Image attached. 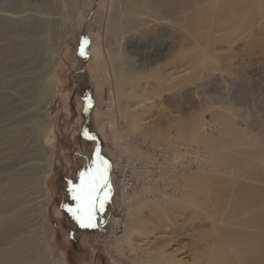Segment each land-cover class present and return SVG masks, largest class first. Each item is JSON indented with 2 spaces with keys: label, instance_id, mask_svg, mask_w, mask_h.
<instances>
[{
  "label": "rangeland",
  "instance_id": "rangeland-1",
  "mask_svg": "<svg viewBox=\"0 0 264 264\" xmlns=\"http://www.w3.org/2000/svg\"><path fill=\"white\" fill-rule=\"evenodd\" d=\"M104 1L0 3L58 20L49 26L44 18L28 19L29 27L38 23L41 27L32 44V62L21 75L15 71L19 62L7 53L9 43L0 41V167L20 158L31 140L20 139L32 130L30 138L36 141L31 143H36L35 153L43 165L36 172L53 168L45 179L52 197L38 204L51 230L42 238L32 228H22L27 211L21 213V202L9 191L13 183L8 182L9 172L0 170V264H14V256L28 252L23 264H222L204 254L206 244L229 243L225 230L258 232L251 225H236L243 223L240 216L247 212L225 218L223 225L213 220L232 207L235 189L229 182L220 184L218 177L244 178V170L224 160L218 171L210 149L180 125L201 115L206 138L219 144L222 108L240 131L242 146L252 153L250 167L262 177V182H253L264 185V0H247L243 9L228 11L233 19L220 30L215 29L216 19L200 22L195 12L166 24L150 20L147 12L129 13L127 6L133 0H115L117 15L108 22ZM10 30L13 26L2 32ZM135 35L147 44L136 41ZM114 81L117 85L112 89ZM49 97L50 104L42 108ZM115 134L122 160L138 161L141 167L134 196L123 195L119 203L131 199L133 205V198L145 191L148 197L140 196L154 207L143 213L131 235L122 236L123 242L116 243L113 236L123 231L126 218L118 226L120 231L112 232V227V236L102 245L100 231L111 211L107 171V183L101 182L93 193L94 226L81 227L69 209L78 206L73 197L82 175L87 179L109 159L108 145L115 143ZM225 136L232 137L223 132ZM169 160L172 185L166 188L161 176ZM150 162L156 167L151 169L156 179L153 192L141 181ZM34 184L36 196L40 191ZM217 196H224L225 204L214 214ZM185 202L194 207H182ZM35 247L39 249L33 251ZM232 253L236 264H241L237 253Z\"/></svg>",
  "mask_w": 264,
  "mask_h": 264
},
{
  "label": "bare ground",
  "instance_id": "bare-ground-1",
  "mask_svg": "<svg viewBox=\"0 0 264 264\" xmlns=\"http://www.w3.org/2000/svg\"><path fill=\"white\" fill-rule=\"evenodd\" d=\"M6 1L7 0H0V3L1 2L5 3ZM109 1L108 0L104 1V3H106L107 6L106 11L104 9V11L106 12L105 18L107 19L108 22L112 21V19L117 15L116 14L117 8L114 5L115 0H113L112 3ZM246 1L247 0H133L132 3L127 6V11L135 15L137 14L143 15V13L147 12V14L150 16V20H155V19L163 20L164 24L170 23L171 21L178 18L179 19L188 18L192 12H195L196 13L195 17L197 21L209 22L210 18L212 17L213 19H216L217 22L215 23L216 25L215 29L220 30V29H226V26L229 24V20L233 19L234 14L231 12L228 13V11H231L239 7L243 9ZM41 15L42 14L27 12L26 10L14 11L9 8L2 7L0 4V41L2 43H9L8 44L9 48L7 50V53H9V55L13 53V55L10 56L17 59V61L19 62L17 63L18 64L17 67H15L16 74L18 75L23 74V71L26 68H28L27 64L30 65V63L32 62L31 61L32 58L30 57L32 56V53L35 49V48L33 49L32 44L34 43V41L36 43L35 35L37 34V28L41 27L39 26V23H38V27L36 26L33 27V25L29 27L30 21H28V19L29 18L31 19L32 17L35 18L36 16H38L37 17L38 19L44 18L46 20L45 21L43 19L45 24H49V26H51L53 23L58 21L56 20L57 18L55 20H53V18L50 19L51 17H53V15L52 16L49 15L50 16L49 19H46L48 16L43 17ZM54 17L57 16L54 15ZM11 26H13V30H10L6 34H3L2 31L6 28H10ZM113 31L115 32V30ZM135 36L136 37L133 38L136 39V41L139 42L141 41V43L145 45L147 44L146 41L144 42L142 41L143 39L141 38V36L138 35ZM162 54L163 53L160 52L158 56ZM112 83H113L112 89L116 88L117 85L116 82L114 81ZM9 96H12V92L9 93ZM117 97H118L117 93H115L112 98L113 106ZM49 104H50V97L47 98V102H45L42 108L48 107ZM107 105H111V103ZM221 110H218V113L220 115V118L222 119V124H221L223 128L222 130L224 133L231 134L232 137L231 136L222 137L223 132H221V128H220L219 130L220 134L218 135V137H220V139H222L223 141H221L219 144L218 143L216 144L215 142H211L210 140H208L209 138H206L205 136L206 127H203L201 125L202 123L201 115L191 116L187 120L188 122L181 124L180 127L183 130V132L185 131L190 132L193 135L192 136L193 138L204 142L205 146L209 148L210 152L212 153V163L214 164V166H216L218 171L222 170L220 169V167L224 165L223 164L224 160L228 163L233 164L238 169L244 170L242 171L244 175L241 174L242 176H244V178L243 177L241 178L239 176L236 177V180L232 177L228 179L227 175L225 177V174H223L224 175L223 177L222 176L218 177V182L220 184L226 181L229 182V184L235 185V189L231 196V203L233 204L232 207L229 209L227 213L223 212L221 214V217L214 216L213 218L214 222L223 225L226 221L225 218H234L238 216L241 211L247 212V214L240 216L241 217L240 220H243V223L245 224H243L242 222H236V225L239 224L251 225L252 227L258 229V232L249 233L241 229H237L235 231L225 230V235L229 236L230 242L225 243L221 241V242L206 244L204 254L213 260H219L222 264H236V262L233 260V253H232L233 250L240 257L241 264H264V185L253 182L254 180L257 182H262V177L257 171H255L250 167V157L252 153L247 151L242 146L240 142V140H242L241 135L239 133L240 131L235 127L232 118H230L224 111ZM45 116L46 115H43L44 118ZM21 124L24 125L23 123ZM110 127L111 129L115 128V125H110ZM28 131L26 132L28 134L22 132L21 134L24 133L25 134L22 135L23 137L20 139L22 141L24 140L23 139L24 137H29L28 140L31 139L30 141H28V145H29L27 146L28 148H26L23 151V154L20 156V158L9 163L6 166V168L0 167V170L5 171L7 173L9 172L8 182H13L10 185L11 187L9 188V191L12 197L14 198L16 197L17 202L18 200L21 202L22 205L19 206L20 211L21 209L27 211V214L23 216V220L21 222L22 228H26V227L32 228L42 238L45 237L49 232H51V230L46 226L44 210H42L41 206L38 204L40 203V201H47L52 197V194L48 191L45 179L53 172V168H49L45 170L42 174L36 172L37 169L43 165L41 164L40 159L37 157L35 153L36 143L34 142L31 143V141H36L34 137L30 138L31 136L30 131L32 130H30L29 132ZM19 134L17 133V135ZM173 139H175V136L172 137V140ZM119 143H118V137L115 134V143H113V146L112 144L111 146L108 145L109 150H107V154L108 153L110 154V155L108 154L110 156L109 157L110 160L106 159L107 162L106 171H109L110 173L109 181L112 188V195L110 196L111 211L107 219V222H105V225L107 226L104 227L106 228L105 230L108 231H106L105 235H102L100 231V236L98 240L99 242H102V245L107 241L109 237L112 236V232H114V229L115 232L120 231L117 230L119 228L117 226V222L119 220L122 221V225H123L124 220L126 218L127 224L120 234L116 233V236H113L115 238L116 243L123 242L124 237L129 236L128 234L132 232L131 230H133L134 227L138 225V222H140L139 218L143 215V213L149 211L148 209H153L154 207L148 202V200H146L147 198L145 197H148V195L146 196L145 191L142 192L141 194H137L136 197L133 198V205H130V200L132 199V196H134L133 192H135L134 188L136 184L140 182L139 176H140L141 167H139V165L136 164L138 163V161H132L130 159L122 160L123 157L122 154L120 155L121 152L117 153L116 151V147L119 146ZM171 144L172 142L168 143V145ZM201 151L202 150H199L200 153ZM118 154L120 155V157L118 156ZM99 166H103V164L100 163ZM153 168L156 167L154 163L150 162L148 167V172L145 173L143 179L141 180L142 183L145 184V186L143 185L144 187H146L145 189L151 192L154 191V189L151 187V184L155 185V181H156L153 173L151 172L152 171L151 169ZM165 168H166V172L162 173L161 181L166 188H169L172 185L171 176L173 175L172 174L173 163L171 162V160H169L166 163ZM245 172H247V174L250 176L247 177V175H245ZM13 173L15 175H13ZM131 180L133 181L131 182ZM36 182L39 185L40 194L34 196L33 195L34 192L35 191L38 192L36 190L37 185L34 184ZM157 186L159 185L157 184L156 187ZM127 194H129L130 197L126 196L125 198H131V199H127V200L125 199L123 200V203L120 204L119 203V201L121 200L120 198L123 195H127ZM140 195H144L145 197ZM224 204H225V197L217 196L213 202V207L215 209L214 214H218L220 212L219 210ZM4 206H5V202H4ZM182 207L193 208L194 204H192L191 202H185L182 204ZM112 227H113V231L111 232ZM130 227L132 229H130ZM104 228L102 227L101 229ZM122 236L124 237L122 238ZM37 243L38 245H40L41 242L39 243V241L37 240ZM38 249H39L38 247H35L33 251H37ZM30 253L31 252L21 253L18 256H14L15 257L14 264H23L24 262H26L30 257Z\"/></svg>",
  "mask_w": 264,
  "mask_h": 264
},
{
  "label": "snow or ice",
  "instance_id": "snow-or-ice-1",
  "mask_svg": "<svg viewBox=\"0 0 264 264\" xmlns=\"http://www.w3.org/2000/svg\"><path fill=\"white\" fill-rule=\"evenodd\" d=\"M81 54L83 55V45ZM87 135V133H85ZM91 138V137H89ZM103 166L95 168L94 173L87 179L82 175V182L80 188L74 194V199L78 201V206L75 211L69 209L72 212L73 218L77 220L81 227H92V217L96 209V203L93 197V193L101 186V182L107 183V179L104 175L107 167V162H102ZM102 207V204H101Z\"/></svg>",
  "mask_w": 264,
  "mask_h": 264
},
{
  "label": "built area",
  "instance_id": "built-area-1",
  "mask_svg": "<svg viewBox=\"0 0 264 264\" xmlns=\"http://www.w3.org/2000/svg\"><path fill=\"white\" fill-rule=\"evenodd\" d=\"M107 176H110V173H109V171H107ZM110 178V177H109ZM120 178H121V176H120ZM133 180H131V182H132ZM108 217H109V214L107 213V217H106V219H108ZM105 219V220H106ZM122 224V221L121 220H119L118 222H117V226H120ZM107 225H105V227H106ZM106 229V228H105ZM105 229H101V233L103 232V234L102 235H105L106 234V231H108V230H105Z\"/></svg>",
  "mask_w": 264,
  "mask_h": 264
}]
</instances>
